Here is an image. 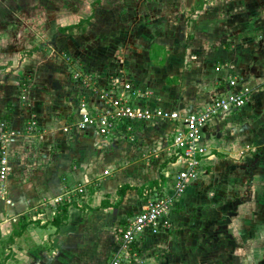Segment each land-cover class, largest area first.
<instances>
[{
    "label": "rangeland",
    "instance_id": "1",
    "mask_svg": "<svg viewBox=\"0 0 264 264\" xmlns=\"http://www.w3.org/2000/svg\"><path fill=\"white\" fill-rule=\"evenodd\" d=\"M191 2L0 0V124L6 125L9 100L22 107L28 102L42 105L43 115L31 111L30 119L48 133L53 157L48 170L62 191L55 199L67 201L71 196V204L80 209L88 200L98 210L120 205L117 194L123 189V215L131 214L142 205L144 190L149 188L152 195L156 180L174 171L168 165L165 136L152 127L105 141L83 131L72 132L78 135L70 140L67 137L73 134L64 133V128L76 118L73 102L84 89L83 79L94 89L89 91L92 98L115 80L116 86L129 81L139 96L154 103L204 91L210 82L205 75L194 76L193 90L183 87L189 81L184 78V67L190 65L183 52L193 37L188 22L196 8ZM78 20H91L82 24L85 32L81 35L86 37L73 46H56L60 36L54 33ZM79 33L74 28L66 35L77 37ZM175 53L181 67L169 68V54L172 58ZM74 68L82 78L72 80ZM259 118L256 115L236 125L233 135L227 130L231 123H220L213 140L205 145L214 158L204 163L203 173L183 195L171 227L155 236L148 249L121 264H264V136H254L258 128L252 127L263 128ZM14 132L13 137H6L7 143L0 142V148L6 146L9 151L10 172L13 150L24 143L27 146V139ZM34 148L25 152H35ZM21 170L16 187L20 183L25 188L24 180L27 184L36 176L31 167L25 165ZM104 171L109 172L107 177ZM8 185V178L0 182V201L7 207Z\"/></svg>",
    "mask_w": 264,
    "mask_h": 264
},
{
    "label": "crops",
    "instance_id": "2",
    "mask_svg": "<svg viewBox=\"0 0 264 264\" xmlns=\"http://www.w3.org/2000/svg\"><path fill=\"white\" fill-rule=\"evenodd\" d=\"M191 1L190 5L196 8H193L195 13L190 14L188 22L190 35L193 37L188 43L187 51L183 52L186 63L190 64L184 67V78L189 81L185 80L183 87L193 90L195 86H191L190 83L194 80V76L199 75L201 77L205 75L207 78L205 80L210 81L209 85L199 95L195 94L192 97L190 91L188 96L181 95L177 99L154 103L151 98L141 96L137 103L152 108L191 111L207 105L216 94L228 92L229 79H235L238 87H248L251 92L240 111L215 120L204 129L202 139L206 145L222 123H231L227 126L230 135L236 133V125L248 119H255L256 115H260L259 120L264 123V0ZM80 21L83 20L69 25L74 26ZM87 21L89 23L91 20ZM84 32L85 30L80 31L77 37L67 36V31L56 32L54 36L58 35L60 38L55 45L65 43L66 46H73L75 42L86 37L81 35ZM66 50L69 49L66 48ZM52 54L54 55L55 52ZM175 55L176 53L171 58L169 54V68L181 67L176 63ZM51 57L53 59V56ZM53 67V70L57 69V64ZM9 102L11 104L7 103L9 114L6 117L9 118V128L13 131L19 132L26 122L31 120V111H34L36 116L43 115L40 103L28 102V105L22 107L19 102L12 103L11 100ZM73 104L76 112L75 103ZM253 125V128H258L260 131L255 129L254 136L261 134L264 136V124L263 130ZM244 126L248 128V124ZM150 127H138L133 131L137 134L139 130L143 131ZM152 128L164 134V141L168 146L169 127L160 125ZM92 133L97 135L93 130L83 131L84 135L91 136ZM47 134L40 128L41 139L36 137L30 141L24 138L27 139V146L24 143L21 148L17 147L13 150L14 163L8 177L10 188L7 194L8 207L0 201V264H104L118 252L120 229L126 219L141 208L146 200L144 195L150 194V190L148 191L149 188H147L142 193L141 206L131 210V214L124 215L123 211L126 209L124 194H117L122 199L120 205L101 206L98 210L93 209L94 206L88 200L84 209L75 207L70 202L71 196H67L66 199L69 198L67 201L57 202L55 198L60 196L62 191L59 180L49 171L50 169L48 170L53 164V157ZM75 135H78V132L67 138L72 140ZM42 139L43 143L40 144ZM106 139L103 138L104 141ZM30 147H35L33 150L36 149V151L25 152ZM209 150L210 148L206 149L207 157L203 160V164L214 158ZM32 153L34 156H30ZM25 165L31 167L36 176L29 179L31 182L27 184L24 180L26 189L22 187L23 185L20 186V183L16 187L18 182L15 181L18 179L16 175ZM17 166L18 171L16 170L15 173ZM44 170L45 173H43ZM104 172L102 175L107 177L109 172ZM164 182L163 176L156 180L158 186ZM111 185L112 183L109 187ZM158 186L152 189H157ZM48 200L52 202L48 204ZM62 202H69L66 219L59 227H54L52 221L58 215V207ZM115 234L116 237L113 236ZM153 239L154 237L141 242L135 250V255L148 249Z\"/></svg>",
    "mask_w": 264,
    "mask_h": 264
},
{
    "label": "built area",
    "instance_id": "3",
    "mask_svg": "<svg viewBox=\"0 0 264 264\" xmlns=\"http://www.w3.org/2000/svg\"><path fill=\"white\" fill-rule=\"evenodd\" d=\"M71 72L72 80L82 78L78 69L74 68ZM82 82L84 89L78 92V98L74 102L76 118L64 128V133L93 130L98 136L106 139L126 134L138 127H169L168 163L174 171L166 174L165 182L154 189L152 195H144L146 200L141 208L127 218L120 229L118 252L104 264H121L122 260L135 255V250L141 242L166 232L171 227L174 211L180 206L183 195L203 173V160L207 157L202 139L204 129L211 122L240 111L245 106L251 90L246 86L238 87L235 79H229L228 92L216 94L202 108L181 111L138 104L141 96L129 81L121 86H116V80L109 81V87L96 94V98L90 97L94 91L90 81L86 83L83 79ZM90 90L92 92H89ZM0 127V142L7 143V138L13 137L15 132L6 125L0 124ZM17 134L31 141L36 137L40 138V128L36 120L31 119ZM9 163V151L6 146H2L1 183L8 178ZM77 191L81 193L82 189Z\"/></svg>",
    "mask_w": 264,
    "mask_h": 264
},
{
    "label": "trees",
    "instance_id": "4",
    "mask_svg": "<svg viewBox=\"0 0 264 264\" xmlns=\"http://www.w3.org/2000/svg\"><path fill=\"white\" fill-rule=\"evenodd\" d=\"M83 23H88L87 20H83L80 21L78 24L74 25V26H69L66 28V30H61V32L67 31V30H72L74 28H78L81 32L84 31V29L82 28V24ZM5 122H6V127L9 126V118L5 117ZM123 193V189L119 190V194ZM69 205V202H62L61 206L58 207V215L56 216V218L53 219L52 221V225L54 227H59L62 223V221H64L66 219V212H67V207Z\"/></svg>",
    "mask_w": 264,
    "mask_h": 264
}]
</instances>
